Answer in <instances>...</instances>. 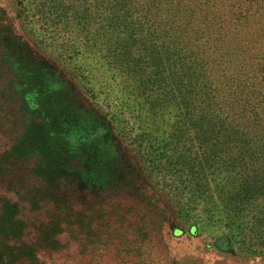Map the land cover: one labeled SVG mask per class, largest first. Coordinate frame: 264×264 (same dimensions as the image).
<instances>
[{
  "label": "rangeland",
  "instance_id": "1",
  "mask_svg": "<svg viewBox=\"0 0 264 264\" xmlns=\"http://www.w3.org/2000/svg\"><path fill=\"white\" fill-rule=\"evenodd\" d=\"M9 51L107 132L113 179L37 207L0 181L38 264H264V0H0V154L28 123Z\"/></svg>",
  "mask_w": 264,
  "mask_h": 264
},
{
  "label": "trees",
  "instance_id": "2",
  "mask_svg": "<svg viewBox=\"0 0 264 264\" xmlns=\"http://www.w3.org/2000/svg\"><path fill=\"white\" fill-rule=\"evenodd\" d=\"M7 53L13 56L11 51ZM13 57L15 62L12 63L21 75L23 92L27 95L24 106L28 123L22 139L0 154V181L10 180L20 188V178L25 180L31 177L27 179L31 185L27 192L33 195L29 199L32 207H37L47 193H56L61 179L68 176L69 171L81 168L82 174L73 173L69 176L73 182L99 183L98 179L107 181L111 177L107 174L108 160L106 155L102 156L100 148L107 136L106 129L96 125L93 128L78 126L85 117L73 116L76 111L65 103L63 91L49 89L51 77L30 63L27 69L22 60L25 59L23 54L17 52ZM3 124L0 126L1 134H5L4 131L2 133ZM107 155L110 156L109 153ZM66 197L58 194L56 198H51L57 202ZM68 209L66 206L65 213L59 219L48 222V225L52 224L51 237L61 235L64 231L77 232V223H69ZM18 215V204L2 199L0 264L41 263L39 252L45 241L30 243L31 240L27 239L30 235L27 226L30 223L21 220ZM50 244L57 245L60 242L52 239Z\"/></svg>",
  "mask_w": 264,
  "mask_h": 264
}]
</instances>
